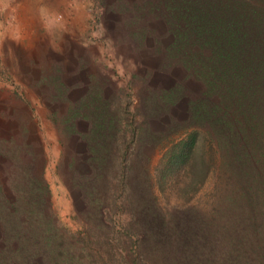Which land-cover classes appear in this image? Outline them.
Masks as SVG:
<instances>
[{
    "label": "rangeland",
    "instance_id": "obj_1",
    "mask_svg": "<svg viewBox=\"0 0 264 264\" xmlns=\"http://www.w3.org/2000/svg\"><path fill=\"white\" fill-rule=\"evenodd\" d=\"M202 1L213 7L214 0ZM241 1L264 7V0ZM197 5L0 0V264L107 261L105 252L96 256L105 233L91 235L83 187L85 160L96 154V166L109 169L115 159L148 173L164 210L218 216V195L230 178L228 165L218 166L220 152L208 153L211 170L222 169L220 179L211 171L184 212L176 203L191 195L155 182L168 147L197 126V109H210L214 125L238 117L226 105L241 92L222 80L235 74L221 77L206 58L217 42L204 29L216 14L210 9L192 19ZM110 177L116 184L114 170ZM113 217L112 243L124 214ZM69 250L74 263L63 255ZM119 253L117 264H127Z\"/></svg>",
    "mask_w": 264,
    "mask_h": 264
},
{
    "label": "trees",
    "instance_id": "obj_2",
    "mask_svg": "<svg viewBox=\"0 0 264 264\" xmlns=\"http://www.w3.org/2000/svg\"><path fill=\"white\" fill-rule=\"evenodd\" d=\"M193 2L198 4V13L192 8V19L210 9L216 14L217 21L208 18L212 27L204 29L217 42L206 58L215 60L221 77L225 78V72L235 74L222 80L237 84L241 92L235 105H226L238 117L224 123L217 120L214 125L210 109H197V126L183 132L168 147L155 182L162 184L163 190L166 185H174L180 193L191 195L176 203L183 207L178 211L184 212L192 206L190 200L211 171L220 179L222 169L211 170L208 158V153L220 152L223 160L217 165H228L230 178L224 180L225 187L218 195V216L205 219L192 213L174 215L157 201L148 173H139L115 159L109 169L96 166L95 161L100 162L101 157L90 156L85 160L89 169L82 173L88 178L83 186L90 206L87 220L92 237L105 233L101 240L104 248L96 256L105 252L108 257L106 262L96 264H117V252L127 264H264V7L251 3L246 7L241 0H214L213 7L202 0ZM212 145L217 150L212 151ZM113 170L116 184L110 179ZM103 210L108 215L103 216ZM116 212L124 214V220L119 221L112 243L107 235L116 224ZM119 245L120 250L116 249ZM71 251L63 255L74 263ZM58 264L65 263L60 260Z\"/></svg>",
    "mask_w": 264,
    "mask_h": 264
}]
</instances>
